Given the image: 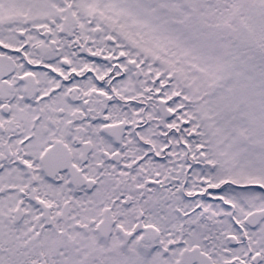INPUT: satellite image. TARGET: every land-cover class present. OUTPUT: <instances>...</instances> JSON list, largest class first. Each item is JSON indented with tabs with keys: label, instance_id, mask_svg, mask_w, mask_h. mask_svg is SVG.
<instances>
[{
	"label": "snow or ice",
	"instance_id": "1",
	"mask_svg": "<svg viewBox=\"0 0 264 264\" xmlns=\"http://www.w3.org/2000/svg\"><path fill=\"white\" fill-rule=\"evenodd\" d=\"M0 264H264V0H0Z\"/></svg>",
	"mask_w": 264,
	"mask_h": 264
}]
</instances>
